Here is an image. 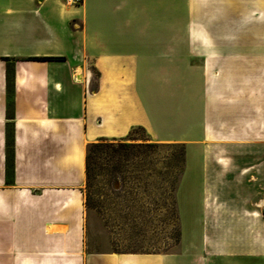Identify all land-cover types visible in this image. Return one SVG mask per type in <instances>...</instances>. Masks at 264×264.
I'll use <instances>...</instances> for the list:
<instances>
[{
	"label": "crops",
	"instance_id": "0c3cea01",
	"mask_svg": "<svg viewBox=\"0 0 264 264\" xmlns=\"http://www.w3.org/2000/svg\"><path fill=\"white\" fill-rule=\"evenodd\" d=\"M258 85L264 0H0V264H264ZM137 128L186 146L180 249L89 252L88 146Z\"/></svg>",
	"mask_w": 264,
	"mask_h": 264
},
{
	"label": "rangeland",
	"instance_id": "374dc122",
	"mask_svg": "<svg viewBox=\"0 0 264 264\" xmlns=\"http://www.w3.org/2000/svg\"><path fill=\"white\" fill-rule=\"evenodd\" d=\"M263 89L258 85V93ZM105 141L114 146L95 153L84 188L86 250L178 252L182 221L177 202L184 192L179 186L180 144L159 143L142 128L124 139ZM189 156L198 154L193 151Z\"/></svg>",
	"mask_w": 264,
	"mask_h": 264
},
{
	"label": "trees",
	"instance_id": "16d2710c",
	"mask_svg": "<svg viewBox=\"0 0 264 264\" xmlns=\"http://www.w3.org/2000/svg\"><path fill=\"white\" fill-rule=\"evenodd\" d=\"M41 59H49V58L44 57ZM8 116L9 118L12 117V101L11 100L8 102ZM105 140L107 139H103L98 142L91 143L88 146L87 156H86L87 182H89L91 175H92V163L96 161L95 153L98 151V149L102 147H113L114 146L112 143L106 142ZM173 144H180L179 145L181 149V152H180L181 171L180 172L183 174L185 170V164H186V146L185 144H182V143H173ZM119 146L128 147L129 145L126 143H119ZM12 173H13V139H12L11 128H8V132H7V177H8V181H11ZM180 237H181V231L179 234V240H180Z\"/></svg>",
	"mask_w": 264,
	"mask_h": 264
},
{
	"label": "built area",
	"instance_id": "2783aa9c",
	"mask_svg": "<svg viewBox=\"0 0 264 264\" xmlns=\"http://www.w3.org/2000/svg\"><path fill=\"white\" fill-rule=\"evenodd\" d=\"M66 1L71 4H80L82 2V0H66Z\"/></svg>",
	"mask_w": 264,
	"mask_h": 264
}]
</instances>
